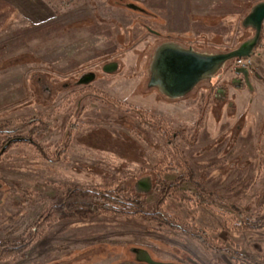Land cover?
<instances>
[{
  "label": "rangeland",
  "instance_id": "obj_1",
  "mask_svg": "<svg viewBox=\"0 0 264 264\" xmlns=\"http://www.w3.org/2000/svg\"><path fill=\"white\" fill-rule=\"evenodd\" d=\"M48 1L23 0L16 19L6 28L0 26V125L12 128L30 116L51 121L38 137L43 146L62 139L69 115L77 126L58 162L37 156L27 142L15 143L0 156V241L20 242L37 232L35 222L49 213V206H55L57 211L51 215L58 218L19 255L0 264H39L94 239L128 232L141 234L157 226L140 218L128 221L98 216L90 210L110 206L94 197L117 187L116 181L130 184L139 173L162 161L177 165L175 147L187 158L194 178L213 197L195 195L196 188L185 182L166 198L162 210L171 218L202 229L221 248L239 253L254 264H264V227L237 230L232 226L264 204V89L250 95L251 103H247L248 98L240 99L231 116L225 108L217 110L216 117L207 112L203 130L198 132L194 124L199 119L200 103L196 107L187 102L170 104L171 100L156 90L144 92L141 86L142 82L145 88L147 82L152 50L168 38L173 21L185 23L181 37L191 39L197 50L223 49L243 41L249 35L248 29L240 26L246 6L243 0L144 2L164 23L113 7L106 0H64V4L50 0V5ZM40 26L44 30L39 33ZM35 33L33 38L29 36ZM111 58L122 61L121 69L100 75L90 86L119 100L122 109L84 96L85 89L73 84L82 73L99 70V65ZM261 88L257 85V90ZM73 91L76 96L82 94V98L77 97L78 103ZM133 104L151 109L170 122L172 130L181 132L173 139L174 144L168 145L156 130L142 126L133 111L125 110ZM232 127L239 128L230 137ZM26 130L24 127L17 134ZM138 135L156 146L151 150L140 139L145 146L139 158L144 168L141 172L136 158L127 155L124 148H130L127 139L136 141ZM3 136L0 134V139ZM110 138L120 141L115 144L118 152L110 149ZM177 174L165 172L163 177L172 181ZM80 186L88 187L85 195L69 191ZM154 190L145 198L148 208L153 206ZM182 195L191 201L182 199ZM229 203L238 211L229 208ZM165 237L175 243L185 238L179 234ZM186 243L190 245L188 238ZM220 260L233 264L226 255H220Z\"/></svg>",
  "mask_w": 264,
  "mask_h": 264
},
{
  "label": "flooded vegetation",
  "instance_id": "obj_2",
  "mask_svg": "<svg viewBox=\"0 0 264 264\" xmlns=\"http://www.w3.org/2000/svg\"><path fill=\"white\" fill-rule=\"evenodd\" d=\"M145 16L150 17L152 19H155L156 17L150 9H148L147 14ZM245 29H248L249 31V35L246 38L252 36L253 30L250 28ZM148 33L150 34L151 31L148 30ZM169 39L171 38H165L163 41ZM233 45L234 43L231 46L223 47V49H214L212 51H226L234 48L235 46ZM254 57H256V60L254 59ZM252 58L253 61L250 66H234V59L231 60L228 65L215 77L201 83L189 93L190 95L188 94L187 96L180 99H175L171 101L166 99L157 91L156 88L148 87L147 82H145V88L142 82L141 86L144 92L156 90V92L159 93L164 99L170 101V104H182L183 102H187L192 107H196L200 103V106H198L200 108H197V115L199 119L195 121L194 124V130L199 132L201 129L203 130L204 118L206 117L207 112H210L211 116L216 117L218 115L217 110L225 108L227 111L226 113H229V115L231 116L237 110L238 101L240 99L246 101V98H248L247 103H251L250 95L260 94L263 91L264 22L262 26V36L260 38L258 46L254 50V55L252 56ZM110 61L118 62L117 70L121 69L120 67H122V61L116 60V58H111L99 65L100 71L98 69L91 70L95 73V78L93 81L97 80L102 74L106 76L114 74L106 73L103 71V65L106 62ZM78 77L73 81V84L75 86H81V89H85L84 96H93L108 105H112L113 107H116L118 109L123 108L119 100L114 99L118 101V104L113 105L111 101L106 100L101 94L94 92L96 89L90 86L91 82L87 85H77L76 80H78ZM257 85H261L263 88H261V90H257ZM72 95H75L74 91ZM78 96L82 98V94H78L76 97H74L75 103H78L80 99L77 98ZM142 107L133 104L132 107L127 108L125 110L133 111L136 119L139 121L140 124H142V126H145L148 129L156 130L157 133H159V135L166 140V143H168V145L174 144L173 139L178 136V134L181 135V132H177V134L174 130L171 129L170 122L167 123L166 121H164L161 117L157 116L151 109ZM230 127L231 126H229V129ZM237 128L232 127L230 137H233L232 135L234 134L235 130H238ZM228 131L221 133L225 135L226 133H228ZM86 133L87 132H84L83 134L86 135ZM218 135L216 137H218ZM140 139L142 140V142H144L143 144L151 150H154L156 148L154 144H150L145 137L142 138L140 137V135L136 136V141L127 139L130 148L128 146L124 148L127 150V155L134 156L136 158L135 164L137 165V167H141L139 169V172L143 171L144 169L142 168V166H140L141 161L139 158L140 154L143 152V148H145V146L140 143ZM116 142L120 143L119 140L113 138L109 139L110 149L114 150L115 152H118V149L120 148L115 146ZM176 151L180 152V150L176 149L175 147V158ZM185 159L187 160L186 157ZM157 165L158 163L155 164L151 169H146L148 171L146 173H139L138 176H136L130 184H126L122 181H116L118 182L117 187L110 189L113 191V194H109L107 200H103V198H101L100 196L94 197V199L103 201L104 204L108 203V205L110 206L106 205L104 207H106V209H110V212H112L111 209H116L119 212H124L122 215H112L113 212L110 214L103 211L90 210V213L96 214L98 216H103L107 218H122L128 221L140 218L153 223H157V226L146 229V231L141 234L135 232H128L125 235L115 234L103 239L100 238L98 240L93 238V241H89L85 245L79 247L75 246L70 249H67V251L65 250L66 252L62 253L56 258L52 260H43L39 264H228L224 260H220V255H226L229 258V261H231L233 264H240V262L236 259L235 254L230 252V249L226 247L219 249V247L210 240L202 241V239H199L196 236L195 232L190 231L185 226H180L174 222H171L170 220H168V216L171 217L169 214H166L164 210L159 211L157 209V202L160 198V195L155 194L159 186L157 183L158 170L155 169ZM177 166H179L178 163ZM180 170L182 171L181 167L179 168V171ZM164 173L165 172H163V174ZM163 174L162 178L164 179ZM142 178H149L151 180V191L152 189L154 190V188L156 189L153 192L155 197L153 201V206L150 208L146 206L145 201V198L148 196V193H143L141 191V188H143L142 184H138V180ZM190 201L191 200H189V202ZM165 202L166 199L164 200L163 205L165 204ZM170 224L174 226H171ZM189 224L192 225L191 223ZM169 234H179L181 237L183 236L185 238L183 240L178 238L180 243H175L171 242L169 238L165 237ZM187 238L190 242V247L186 245ZM210 239L213 238L210 237ZM23 240H21L18 244L13 245L12 247L16 248L20 245H24ZM196 241L201 245L197 244ZM11 242L16 241H10L7 243ZM203 259H205L207 262L203 261ZM245 260L247 259L245 258Z\"/></svg>",
  "mask_w": 264,
  "mask_h": 264
},
{
  "label": "water",
  "instance_id": "obj_3",
  "mask_svg": "<svg viewBox=\"0 0 264 264\" xmlns=\"http://www.w3.org/2000/svg\"><path fill=\"white\" fill-rule=\"evenodd\" d=\"M112 6L128 9L142 15L147 8L135 0H108ZM156 18V17H155ZM264 22V0L255 2L240 20L242 28L253 30L252 36L241 41L237 46L226 51L197 50L191 44H183L174 40H165L157 44L147 64V86L154 87L168 100L187 96L195 87L212 79L235 58H248L254 55L262 36ZM116 61L106 62L103 71L113 73L117 70ZM95 78L93 71L82 73L76 84L86 85ZM3 148L0 150L2 153ZM141 191H151V180L142 178Z\"/></svg>",
  "mask_w": 264,
  "mask_h": 264
},
{
  "label": "trees",
  "instance_id": "obj_4",
  "mask_svg": "<svg viewBox=\"0 0 264 264\" xmlns=\"http://www.w3.org/2000/svg\"><path fill=\"white\" fill-rule=\"evenodd\" d=\"M257 1H260V0H243L242 2H244L246 6L240 18H242V16H244V14L247 13L249 7ZM40 29L41 27H39V30ZM42 30L44 29L42 28ZM174 37L178 38V36L177 37L174 36ZM94 92L101 94L106 100L111 101L113 105L118 104V101L112 99V97L108 96L107 94L101 93L96 90ZM70 120L71 119L69 115L67 119V123L64 126V133H63L62 139L56 144L51 145V146H43L38 141V137L41 134L45 133V131L47 130V128H49V125L51 124L50 123L51 121L49 122L48 120L44 118H41L39 116L26 117L23 120H21L19 124H17L16 126L12 128H6L3 125H0V134L4 135L3 138L0 139V150L3 148V151L0 154V156L3 153H5L7 150H9L15 143L21 144V143L27 142L28 144L32 145L34 153L37 156L47 161H50V162L59 161L63 157V155L66 153L68 146L70 144V141L72 139L73 132L76 130V126H77L76 122L72 123ZM40 125L43 126L41 129H40ZM24 127H27V130L23 134H17V131ZM176 160L179 166H177L176 164L169 163V162H160L155 168L156 170H158L157 183L159 186L155 194L160 195L159 201L157 202V209L159 211H162V205L164 203V200L169 195H171L178 186H180L182 183H185V182H190L194 186V188H196L197 192L195 195L197 196L199 195V197H201L202 195L213 197L212 192L206 189L204 186L200 185V183L194 178V172H193L192 167L189 165L188 161L179 151H176ZM180 167L182 168V171L176 176V178L173 181H167L162 178L163 172H167V171L178 172ZM87 188L88 187L86 186L72 187V188L70 187L69 191L72 194L85 195L86 192L88 191L86 190ZM104 192H106V194H104ZM109 194H113V191L112 190L101 191L100 197L103 198V200H107V197ZM181 198L190 200V198L188 196L186 197L185 195H182ZM200 202L205 204L203 200H200ZM206 205H209V203L207 202ZM226 205H228L229 208H232L238 211V209L232 206L230 203ZM46 209H47L46 213L48 211L49 213L45 214L42 218H40L39 220L35 222V227H36L35 231L37 232H33L29 236H27L23 240L24 245H20L19 247L14 248L12 246L15 244H18L19 243L18 241L11 242V243L0 242V261L11 259L19 255L22 249L27 247L32 241H34V239H36V237H38L41 233L45 231L48 224L54 222L57 219V217H53L51 215V213H54L57 211L54 205L49 206ZM91 209L96 210V211L98 210V211L107 212L110 214L113 212L112 215H122L124 213V212H119L116 209H111L112 212H110V209H106V207L104 206H97V207L94 206V208H91ZM217 211L219 213L220 212L223 213L221 209H218ZM168 220L180 226H185L190 231L195 232L196 236L199 239H202V241L210 240L211 242L216 244L219 247V249H221V246L219 243L214 241V239H210V237L206 234L205 231L197 228L195 225H190L188 223L182 222L181 220L177 218H171L169 216H168ZM170 225L174 226L172 224ZM232 226L234 229H237V230H249V229L263 228L264 227V204H262L256 212L249 214L247 216H244V217H240V219L236 221V223H234ZM21 255L23 256L24 254L21 253ZM235 256H236V259L240 262V264H254L249 260H245V258L241 256V254L239 253L235 254Z\"/></svg>",
  "mask_w": 264,
  "mask_h": 264
},
{
  "label": "crops",
  "instance_id": "obj_5",
  "mask_svg": "<svg viewBox=\"0 0 264 264\" xmlns=\"http://www.w3.org/2000/svg\"><path fill=\"white\" fill-rule=\"evenodd\" d=\"M69 1L72 2L74 0H67V2H69ZM135 1L141 2L142 4L144 2H147V0H135ZM160 1L163 2L162 0H160ZM22 2H23V0H1L0 1V15L2 16V22H1L0 26H2L3 28H6V27L9 26V24L12 21H14L16 19L17 13H19V11H20V9L22 7ZM60 2H61V4H64L65 3L64 0H60ZM106 2L108 3V0H106ZM47 3L50 5L51 4V1L49 0ZM113 7H115V6H113ZM51 8L55 12L56 8L53 7V6H51ZM146 8L148 10L149 9V6L146 7ZM175 16H177V14H175ZM155 19L158 20V21H160V22L162 21L163 23L165 22L164 19H160L158 16H156ZM171 23H173L174 26L172 27L173 31L169 30L168 33H167L168 38H171L169 40L176 39L174 41L181 42L180 40L182 39V40H186L187 42L190 41L189 44H191V41H192L191 39L189 40V39H186L184 37H181L182 34H184L183 31H181V28L184 27L185 23L183 24V23H181V21L180 22L173 21ZM36 27L34 26L35 29H37ZM40 27H41V29L39 30V28H38V30H37V32H39V33L43 31L42 30L43 27L42 26H40ZM35 35H36V33L34 35H29V36H31V38H33ZM174 36H176V37L178 36V38H175ZM183 44L187 45L188 43H183ZM254 59L256 60V57H254Z\"/></svg>",
  "mask_w": 264,
  "mask_h": 264
},
{
  "label": "built area",
  "instance_id": "obj_6",
  "mask_svg": "<svg viewBox=\"0 0 264 264\" xmlns=\"http://www.w3.org/2000/svg\"><path fill=\"white\" fill-rule=\"evenodd\" d=\"M253 58H235L233 61L234 66H250L252 64Z\"/></svg>",
  "mask_w": 264,
  "mask_h": 264
}]
</instances>
